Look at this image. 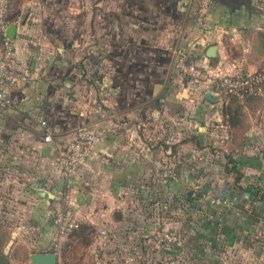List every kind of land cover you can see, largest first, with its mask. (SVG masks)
<instances>
[{
    "label": "crops",
    "instance_id": "crops-1",
    "mask_svg": "<svg viewBox=\"0 0 264 264\" xmlns=\"http://www.w3.org/2000/svg\"><path fill=\"white\" fill-rule=\"evenodd\" d=\"M90 1L66 2L64 10H73L60 16L63 28L30 0L9 6L16 55L31 77L5 86L11 104L0 110V192L7 190L4 204L13 203L14 216L7 242L26 231L38 250L51 246L50 211L63 201L71 202L78 222L99 230L119 222L118 208L129 198L121 193L132 186L176 195L204 178L211 192L205 227H194L195 243L205 233L194 261L264 264V165H246L235 155L248 150L254 133L230 131L240 124L225 119L227 103L204 84L178 77L168 49L181 47L215 74L259 69L264 0H212L205 29L193 19V0ZM245 100H238L243 112ZM80 124L100 140L64 188L56 156Z\"/></svg>",
    "mask_w": 264,
    "mask_h": 264
},
{
    "label": "rangeland",
    "instance_id": "rangeland-1",
    "mask_svg": "<svg viewBox=\"0 0 264 264\" xmlns=\"http://www.w3.org/2000/svg\"><path fill=\"white\" fill-rule=\"evenodd\" d=\"M12 1L0 0V5L6 2L9 13ZM41 1L30 0L29 5L33 2V10H36L35 7L42 5ZM47 1L50 9H63L64 3L68 2ZM83 1L88 4L91 2ZM261 68L264 66L259 69ZM245 101L246 113L241 111L242 105L237 102V114L233 116L237 118L235 123L240 125L234 126L230 131L239 132L240 135L246 130L249 133L253 131L254 138H247L248 150L239 153L237 151L238 154L235 155L246 165H264V92L256 97H248ZM229 107L235 108L234 102L231 101ZM1 125L5 129L9 128L6 123ZM202 172L204 170L200 171ZM204 180H198L197 186L184 184L181 193L176 195L168 192L162 194L163 191L158 186H132L127 192L121 193L122 197H129L118 208L122 218L119 222L114 220L104 223L105 234L98 236V224L82 221L80 218L77 227L60 238L57 248L49 244L43 250L36 248L34 236L26 231L7 242L9 226L14 221V216H10L11 212L8 211V208H13V203L4 204L10 196L7 190L3 189L0 192V253L8 257L7 264H32L29 254L38 251H53L56 254L55 264H197L193 257L194 246L196 243H203L205 233L199 235L200 240L197 239L198 242L195 243L194 227H205L209 199L207 194L211 192L208 181ZM199 215H204V219ZM162 228L174 231L178 240L166 246L158 244L153 235ZM199 264H206V261Z\"/></svg>",
    "mask_w": 264,
    "mask_h": 264
},
{
    "label": "built area",
    "instance_id": "built-area-1",
    "mask_svg": "<svg viewBox=\"0 0 264 264\" xmlns=\"http://www.w3.org/2000/svg\"><path fill=\"white\" fill-rule=\"evenodd\" d=\"M212 0H193V19L202 29L206 28L205 14ZM14 19L8 17L6 2L0 5V109L11 104V98L6 89L7 84H14L31 77V70L27 64L17 58L13 38L6 34V28ZM171 63L178 77L189 83L204 84L211 88L223 103L232 98L242 100L256 97L264 92V68L253 71L221 72L215 74L212 67L198 65L187 58L186 52L177 45H169ZM38 123L42 129V138L50 139V130L45 119L40 118ZM100 134L80 124L74 130L73 136L66 142L56 156L59 176L64 188L70 187L77 166L83 163L92 149L99 143ZM55 236L52 246L57 248L61 237L77 227L78 219L74 208L69 201L50 211ZM99 234L106 233L104 228ZM153 238L158 244L168 245L178 240L177 234L169 229L162 228L154 232Z\"/></svg>",
    "mask_w": 264,
    "mask_h": 264
},
{
    "label": "trees",
    "instance_id": "trees-1",
    "mask_svg": "<svg viewBox=\"0 0 264 264\" xmlns=\"http://www.w3.org/2000/svg\"><path fill=\"white\" fill-rule=\"evenodd\" d=\"M51 1L52 0H50V2ZM68 1H70V2H78L80 0H68ZM41 2H42L41 12L45 13V11L47 10L48 13H50V22L52 24H55V25H57L56 23H59L60 24V28H63L64 21H66V20L65 19L64 20L60 19L61 14H63L65 17H66V15L70 16V14H72V10L73 9H69V10L66 11V10H64V5H63V9H59V8H55V7H52L51 9H49L50 8L49 7L50 6L49 1L42 0ZM230 101L234 102L235 108L229 107L230 106V102H229V103L225 104L224 106H222V113L225 114V119L227 120V122L229 124H234L237 121V118H235V116L237 114V111H235V110H236V107L238 109V105H237L238 100L236 98H232ZM0 110L6 111V108L5 109H0ZM233 115H235V116H233ZM5 118L7 119L5 121L7 122V126L9 127V118H7L6 115H5Z\"/></svg>",
    "mask_w": 264,
    "mask_h": 264
},
{
    "label": "water",
    "instance_id": "water-1",
    "mask_svg": "<svg viewBox=\"0 0 264 264\" xmlns=\"http://www.w3.org/2000/svg\"><path fill=\"white\" fill-rule=\"evenodd\" d=\"M14 28L15 24L11 23L6 28V34L13 38L14 36ZM214 49V44H211L206 49L207 55H212ZM211 91L207 90L205 92V96L208 99H212L210 95ZM29 259L32 262V264H55L56 262V254L53 251H38V252H32L29 254ZM8 263V257L0 253V264H7Z\"/></svg>",
    "mask_w": 264,
    "mask_h": 264
}]
</instances>
